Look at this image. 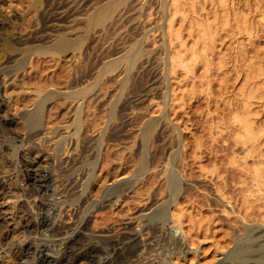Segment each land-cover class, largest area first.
<instances>
[{"label": "rangeland", "instance_id": "374dc122", "mask_svg": "<svg viewBox=\"0 0 264 264\" xmlns=\"http://www.w3.org/2000/svg\"><path fill=\"white\" fill-rule=\"evenodd\" d=\"M72 1L0 0V113L11 118L7 128L0 125V257L4 260L3 264H12L13 256V253L9 256L5 253L4 256V246L18 236L21 224L26 222V219L27 223L32 220L37 209V198L30 194V191L23 189L28 183L20 170L23 167L19 153L12 151V147L19 143L17 139H12V133L23 137L24 147L31 144L34 146L30 154L36 162L35 166L39 164V172L61 171L63 167V171L68 172V166L74 161L86 164L94 159L96 154L99 159L92 175L87 177L85 174V168L92 167L87 164L83 173L73 176L74 179L81 176L80 179H75L74 193L70 190L59 194L58 191L62 190L61 179L53 176L55 179H51V185L45 190V203L41 209L45 224L36 235L33 225L29 224L27 228L26 241L31 243V247L35 246L34 242L38 243L34 254L43 251L51 258L59 257L58 240L52 235L54 225L59 222L61 227L66 228L74 223L73 219L79 218L83 209H86L83 218L90 215L88 227L96 232L106 228L119 231L127 225L140 233L139 237H142L138 238L137 247H131L133 250L140 247L137 250L139 258L130 264H180V259L183 255H188L189 250L193 251V257L187 264H257L253 262L254 259L256 262H263L264 235L256 237L262 232L253 230L251 233L250 229L259 222H264V187L262 193H257L252 207L244 212L239 205L241 193L252 181L247 177L245 184H239L240 174L244 172L228 160L233 152L237 157H242L245 153L244 147L235 144L232 137L235 126L229 121L230 115L240 104L239 97L234 95L237 85L241 83V79L234 78L235 45L238 41L242 42L243 48L246 49V59H261L264 57V31L257 32L260 37L255 38L253 43H246L240 34L224 38V70H213L209 88L197 87L194 92H190L185 98L183 109L178 108L170 116L167 107L169 79L166 78V70L162 68L164 64L160 31H147L149 28L154 30V27L157 28L156 25L163 21L162 0L117 2V9L114 8L112 17L107 18L103 24L101 22V26H93V31L87 32L88 36L79 54L75 57L59 56L53 52L52 47L55 38L53 33L57 32V26H48V20L54 21L57 6L68 3L70 6L67 4L64 7H67L66 19H70V12L76 11L75 9V16L77 14L79 17H85V13L104 2ZM234 2L251 12V15L264 11V0ZM205 6L209 9L210 2H206ZM78 16L76 21L79 27L81 26L79 30L84 32L85 28L82 26L85 27V19ZM144 32L149 37L144 40L141 51L130 65L125 58L116 64L117 69L111 67L110 70H98L105 60L118 57L122 52L126 53L132 44L130 42L143 36ZM22 56L23 61L27 58V62L24 67L16 69ZM243 62L241 70H245ZM8 70L18 72L15 76H10ZM102 71L104 73L101 74ZM203 75L204 70L196 67L192 78L186 80L188 90L191 81H198ZM183 78L181 71H178L177 80ZM75 83L78 87L87 85L90 91L81 107L82 123L77 131L80 143L78 145L79 148L82 145L83 152L79 148L72 149L73 145L69 143L59 154L61 156L53 161L56 143L52 140H57L61 133L65 134L71 129L64 128V125L72 120L76 102L65 98L64 93ZM39 91L41 95H52L44 107L42 130L47 132L43 134L47 138H43V143L36 136H31L32 129L27 127L29 125L26 121L25 124L20 116L21 112L33 108L35 101L41 96ZM254 107L261 114L264 113V104L261 102L254 103ZM149 121L153 122V129L149 140L142 142V130ZM53 128L57 130L56 136L50 139L47 135ZM72 138L74 137L71 136ZM246 161L250 164L253 159L247 157ZM38 170L28 168L29 172ZM124 182L131 186L125 188L126 193L119 197L114 193L107 195L108 189ZM216 186L223 193V197L216 192ZM76 196H79L77 206L80 202L82 204L77 209H74L76 205L74 207L68 201L54 202L58 197H66L69 200ZM173 198L187 205L194 213L213 221L210 234L203 239L206 251L202 258L195 245L187 244L183 232L168 213L164 214L166 204ZM90 202L95 206L92 204L94 207L90 206L88 209ZM218 240L226 244L224 248L217 249L215 241ZM20 246H23V242H20ZM242 246L248 249L250 254L246 253L247 250L239 257L250 256L253 261L245 263L242 259L232 258V252L237 249L234 252L238 254ZM131 248L122 250L119 255L112 251L110 253L109 250V260L125 258L133 252ZM19 249L21 247L17 246L14 250ZM185 250L188 251L185 253ZM29 259L20 258V262L36 264V261H32L33 258L30 261ZM94 261L91 263L96 264ZM76 264L86 262L81 259Z\"/></svg>", "mask_w": 264, "mask_h": 264}, {"label": "bare ground", "instance_id": "6f19581e", "mask_svg": "<svg viewBox=\"0 0 264 264\" xmlns=\"http://www.w3.org/2000/svg\"><path fill=\"white\" fill-rule=\"evenodd\" d=\"M73 1L75 3V0ZM103 1H104L103 3H99L100 5L97 4L98 7L95 6V9H93L90 12H87L88 14L85 13L86 15L85 17L81 16L82 18L85 19V22H84L85 27L82 26V28H85V30L83 29L84 32H80L79 28L81 26L79 27V24L77 23L78 21H76L77 20L76 17L78 15L76 14L75 16L74 12H76L77 9H75L76 11L74 12L69 11L71 18L66 19L67 18L66 16L67 7H64V6H67L68 3L66 2L67 4L66 5L64 4V6L62 5L57 6V9L54 15V21L50 22V20H48V26L49 25L57 26V29L55 30L57 32L53 33L54 35L53 37H55L54 44L52 45L53 52L55 51L54 53H56L59 56L68 55L70 57L72 56L75 57V55L79 54V50L81 49V46H83L82 44L84 43V41L86 40L88 36L87 32L89 30H92L93 26L97 24L100 25L101 22L103 24V22H105L107 18L112 17L111 15L114 14L112 12L115 11L114 8H116L115 7L116 3L117 2L119 3L125 0H107V1L103 0ZM208 1L210 2V8L206 9L205 3ZM76 8H77V5H76ZM140 9L141 7L139 8V10ZM161 9H162L161 18H163V21L157 24L156 25L157 28L154 27V30H152L153 28H149L147 29V31H156L157 29L160 31L159 35H161V39H162L161 46L163 48L162 50L163 55L161 54V56H162V61H163L162 63L164 64L162 68L166 70L167 77L166 76L165 77L169 79V84L167 88V105H168L167 107L169 110L168 112L169 115L172 116L171 114H174V112L178 108L183 109V106L185 104V98L190 92H194L197 89V87L209 88L211 84V75L213 74V70H217V71L224 70L225 52L222 49V43L224 42V38L230 37L235 34H240L241 37L245 39L246 43L247 42L253 43L255 38H257L258 36L260 37V35L257 32L260 30L264 31V11L261 13L259 12V14L254 13L253 15H251L252 13L248 12L247 9L246 11L242 9L241 7L237 6L234 0H162ZM81 17L78 16V18H81ZM148 37L149 36L147 35L146 32H144L143 36L136 37L135 39H133V42H130V44L131 43L132 44L127 49L126 53L122 54L123 53L122 52L121 55L118 53V55L120 56L112 58L110 60L108 59V61L104 59L105 61L104 62L102 61L103 63L100 66V68L98 67V70H104V71L110 70L111 67L113 68L116 66V64H118L119 60L125 59V58H127V61L129 62V65H130V63L134 61L133 60L134 57L141 51L142 43L144 42V40L148 39ZM152 41L154 42L155 40L152 39ZM97 42H98V39H97ZM224 48L226 49L227 47H224ZM235 49H236L235 55H234L235 63L233 66L234 78L241 79V83L237 85L234 91V95L239 97L240 104L238 108L230 115L229 121L231 125L235 126V130L232 136L233 140L236 145L240 144L242 147L245 148V153H244V156L237 157V155L233 152L232 155L229 157L228 162L230 164L235 165L237 169L244 172L242 175L240 174L241 178L238 181L239 184H245L247 177H249L252 181L250 184L246 186L244 191L241 193V197H240V204H239L240 208L244 212H247L252 207L253 202L255 201V198L257 196V193H262L263 192L262 188L264 187V113L261 114V112H258L254 107V103L256 102H261L262 105L264 104V60H261L264 57L258 60L246 59V49L243 48V44L241 41H238V43L235 45ZM23 56H22V59L18 61V65L16 66V69H19L25 66L27 62L26 61L27 58L24 59L23 61ZM242 62H243V65L245 66V70H241ZM13 66L14 65H12L11 67ZM196 67L204 70V75L198 81L193 79L191 81V84L188 90L186 86L188 83L186 80H188L189 78H192L193 72ZM114 69H117V68L115 67ZM178 71H181V73L183 74L184 78L181 80H177ZM217 71H215V73ZM9 72H10L9 74L10 76H15L18 70H8V73ZM102 73L104 72L102 71L101 74ZM76 85L77 83H75L69 91L67 92L65 91L66 93H64L66 94L65 98L76 102L75 103L76 107L73 113L74 116L72 120L70 121L69 124L65 123L66 125H64V128L68 129L71 127V129L65 133L66 135L61 133V137L59 136L60 138H58L57 140L53 139V137L56 136V131H57L55 130V128H53V130L51 129L52 131H49L47 135L50 139H53L52 141H55L56 143L55 144L56 149L53 154V161H56L59 154H61V152L63 151V148L65 145H68L69 143H71V146L73 145L72 149L77 150V148H79V145H78L79 142L77 138L79 132L77 133V131H78L79 124L81 125L82 123L80 122L81 121L80 115L82 114L81 111H83L81 110V107H82V104L87 99V95H89L88 94L89 87L87 85L80 86V87ZM51 96L52 95L50 94H43L40 97L38 96L39 98L35 101L33 108L27 109L21 112L20 114L22 120L24 122L26 121L27 124L29 125L27 127L32 129L31 136H36L37 139H39L40 141L42 140V143L44 140L43 138L45 137L44 135L47 134V132L45 133V131L42 130L43 118H44L43 113H45L44 107H45V104L47 103V100ZM1 101L2 100L0 96V108L2 104ZM10 119L11 118H9L6 114L0 113V125H2L3 127L7 128L9 126ZM151 123L153 124L152 121L151 122L149 121L148 124H145L146 126L144 125L145 127L143 128L142 135H141L142 142H146L147 140H149L150 132L153 129L151 128L152 126ZM11 135H12V139H17L19 142L18 144H15L13 142L15 145L13 144L14 147H12L13 145H11V147L14 148L12 149V151L13 150H15L16 152L18 151L19 153L18 157L22 161L21 162L22 165L21 164L20 165L21 167H23V169L20 168V170L23 171L22 175L24 176V178H26V183H28L26 184V186L24 185L23 189L30 191L31 192L30 194H34L35 198H37V202H36L37 209L35 211V214H33L34 218L32 220H28V223H27V219H26V222H23V224H21L20 226L21 230L18 231V236H16L14 239L12 238V240L7 242V244L4 246V250H3L4 256H5V253L7 256L13 253V256L11 257L12 264H23L22 262H20V258H26V259L33 258L32 261H36V264H76L81 259L85 260L86 264H90L93 260L96 261V264H130L133 261L135 262V260L137 261V257H138L137 250L140 247H138L135 250H133L132 248L137 247L136 244L139 243L138 238L142 237V236L139 237L140 233L135 232V230H133L127 225L123 226V228L120 229L119 231H112L111 229L106 228V229H103L101 231L99 230L96 232L88 227L87 221L88 219H90L88 218L90 215L86 216V218H83L86 213L85 212L86 209L82 210L79 218L78 217H76L75 219L72 218L74 223L66 228L61 227L60 224H58L59 222L54 225L53 230H52V235L55 236L58 240V245H59L58 249L60 251L59 257L51 258L50 256H47L43 251H38L37 253L35 252L34 254V251L38 247L37 246L38 243L34 242L35 246L31 247V243H29V241H26V239L28 238L27 228L29 224L33 225L35 227L34 230H35V235H36L37 233H39L41 226L45 224V216L43 212L41 211V209L43 208L44 203H45L44 202L45 190L47 186L51 185L50 184L51 179H53L54 177L56 179H58V177L61 179L60 182L62 184L60 185H62L61 187L62 190L58 191L59 194L63 192H68L70 190H72V192L74 193L75 190L73 191V188L75 187L74 185H76L75 179L81 176L76 177L75 179L73 178V176L74 175L78 176L81 173H83L85 166L87 167V164L88 165L91 164L92 167L87 168V169L85 168L86 170L85 174L87 177L89 175H92L95 167L97 166L96 161L99 159L96 158L97 156L96 154L95 157L93 156L94 159L92 158V160L89 161L88 163L86 162V164L85 163L81 164V162L80 164H78L79 162L77 163V161H74L72 164H70V166H68V168L70 167L67 170L68 172H64L63 171L64 167H63L62 168L63 170L61 171L55 172L53 170L52 171L50 170V172L45 173L42 171L43 172L42 173V172H39L38 170L37 166H39V164L35 166L36 162L34 161V158L31 157V154H30L31 149L34 146L31 144L29 147H24L25 145L23 143V137H21L20 134L17 135L15 133H12ZM71 136H73L74 138L71 139ZM73 139H76V140H73ZM39 143L41 145V142ZM80 148L79 150L82 151L83 147L82 149ZM247 157H250L253 159V161L250 164H248L246 161ZM143 164H144V161L142 162V165ZM65 167L67 168V166ZM28 168L33 169V171L38 170V172H31L32 170L29 172ZM47 170L48 169H46V171ZM128 186L131 187L129 183L124 182L123 184H119V185L112 187L111 189H108L109 193L107 192L106 193L107 195L114 193L116 197H119L123 193H126L125 188ZM215 190L216 192L219 193V195H221V197L224 196L217 186L215 187ZM81 193L83 194V191H81ZM81 197L82 196H80V198ZM107 199L108 198H106V200ZM101 200L102 199H100V201ZM65 201H68L69 204L74 205V207L76 205V208L73 207L74 209H77V207H80L82 205L80 202L79 206H77V202L79 201V196H76L69 200H67L66 197L65 198L58 197V199L54 202L60 203V202H65ZM92 204L93 202L87 208L89 209L90 206L92 207L95 206L94 204H93L94 206ZM165 207L166 208H164V214L167 215L168 213V216L176 223L177 227L183 232V235L187 241V244L195 245L198 253L201 254L200 256L202 258V256H204L203 254H205V251H206L205 241L203 239L205 237H208V235L210 234L213 221L210 220L209 218H204L203 216H200L194 213L190 208L187 207V205L182 204L176 198L171 199L168 202V204H166ZM61 211L62 210H60V215H61ZM263 219H264V215H263ZM82 220L84 221L82 222ZM253 230H257V232H262L256 237L260 235H264V222L262 221L252 226V228L250 229V232L252 233ZM255 234L257 233L255 232ZM252 235H254V233ZM20 242H23V246H20ZM215 243H216L217 249L218 248L222 249L226 245L224 242L221 243L220 240L215 241ZM17 246L21 247L19 251L14 250L15 247ZM126 248H131L133 252H131V254L129 255L126 254L127 256L121 260H116V261L109 260V257H108L109 250H110V253L112 251L116 253L117 255H119L121 251L122 250L124 251V249ZM241 248L239 249L240 253L238 252V254L237 252H234L237 249L234 251L232 250L233 252L231 251L232 258L242 259L245 261V263L249 260H252L253 258L250 256L245 257V258L239 257L244 253V251L248 250V249L246 250L245 247H243L242 249ZM187 251L188 250H185L184 252L186 253ZM188 252H189L188 255H183L184 257L180 259V264H187V262L190 259H192L193 251L189 250ZM246 253L250 254V251L248 250ZM3 261L4 260L2 259V257H0V264H3ZM253 262L257 264H264V261L256 262L255 259Z\"/></svg>", "mask_w": 264, "mask_h": 264}]
</instances>
